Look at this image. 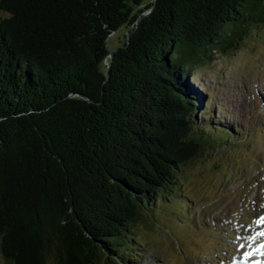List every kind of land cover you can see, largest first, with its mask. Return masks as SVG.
I'll list each match as a JSON object with an SVG mask.
<instances>
[{"label":"trees","instance_id":"1","mask_svg":"<svg viewBox=\"0 0 264 264\" xmlns=\"http://www.w3.org/2000/svg\"><path fill=\"white\" fill-rule=\"evenodd\" d=\"M0 10V253L8 264H124L135 227L217 142L198 133L211 122L192 72L264 25V0Z\"/></svg>","mask_w":264,"mask_h":264},{"label":"rangeland","instance_id":"2","mask_svg":"<svg viewBox=\"0 0 264 264\" xmlns=\"http://www.w3.org/2000/svg\"><path fill=\"white\" fill-rule=\"evenodd\" d=\"M5 15L0 10V17ZM127 32L122 27L111 34L110 48L121 44ZM190 82L195 99L216 120L231 123L233 131H213L211 125V129L198 130L217 142L183 167L179 195L161 197L163 203L156 202L147 223L135 227L127 250L130 260L121 259L124 264H213L229 250L234 255L243 251L238 242L243 235L241 243L248 238V231L264 216V171H260L264 164V107L260 104H264V25L251 31L237 50L212 51L205 66L192 72ZM196 117L198 122L203 120L201 113ZM256 195L255 202L261 206L254 213V203L252 210L241 206ZM253 214L254 223L250 221ZM218 216L232 217V225L229 220L222 225L227 218ZM240 227L249 228H242L241 233ZM225 262L222 258L220 264ZM0 264H8L1 253Z\"/></svg>","mask_w":264,"mask_h":264},{"label":"bare ground","instance_id":"3","mask_svg":"<svg viewBox=\"0 0 264 264\" xmlns=\"http://www.w3.org/2000/svg\"><path fill=\"white\" fill-rule=\"evenodd\" d=\"M263 194H264V192H262ZM261 198V197H260ZM262 199V198H261ZM263 200V199H262ZM261 218H264V216L263 217H260V219ZM260 219L258 220V221H260ZM258 221H257V223L255 224V225H253V229H252V231H248V236H246V237H248V238H246V239H244L243 241H242V245H243V247L244 246H247V245H249V244H255V243H260L262 240H264V236H259V237H257V234L258 233H260V232H264V224H262V223H258ZM245 234H247V233H245ZM249 235H251V238L249 237ZM253 237H257L256 239H253ZM246 257H240L239 255L238 256H236L235 257V260L234 261H232V263L231 264H250V263H244V261H242V259H245ZM224 264H226V262L224 263Z\"/></svg>","mask_w":264,"mask_h":264},{"label":"snow or ice","instance_id":"4","mask_svg":"<svg viewBox=\"0 0 264 264\" xmlns=\"http://www.w3.org/2000/svg\"><path fill=\"white\" fill-rule=\"evenodd\" d=\"M258 223H262V224H264V218H261L260 221H258ZM259 236H264V232H260V233H258V234H257V237H259ZM257 237H253V239H256ZM260 249H264V244L260 245ZM260 249H258V251H259ZM262 254H264V253H262Z\"/></svg>","mask_w":264,"mask_h":264},{"label":"water","instance_id":"5","mask_svg":"<svg viewBox=\"0 0 264 264\" xmlns=\"http://www.w3.org/2000/svg\"><path fill=\"white\" fill-rule=\"evenodd\" d=\"M113 53H114V51H111V53H110L111 57L113 56Z\"/></svg>","mask_w":264,"mask_h":264}]
</instances>
